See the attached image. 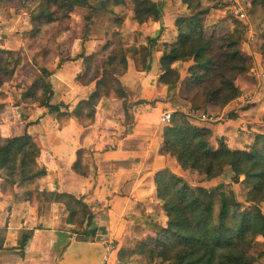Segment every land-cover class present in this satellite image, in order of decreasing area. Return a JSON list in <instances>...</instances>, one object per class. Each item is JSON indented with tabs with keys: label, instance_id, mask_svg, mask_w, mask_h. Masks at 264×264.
<instances>
[{
	"label": "trees",
	"instance_id": "obj_1",
	"mask_svg": "<svg viewBox=\"0 0 264 264\" xmlns=\"http://www.w3.org/2000/svg\"><path fill=\"white\" fill-rule=\"evenodd\" d=\"M174 1L181 3L191 13L176 19V39L163 44L158 82L167 88L166 101L173 107H182L191 102L196 111L202 110L201 105L225 108L241 95L235 84L236 77L248 72L250 68L239 50L241 38L233 32L219 38L206 35L204 16L208 9H199V0ZM261 2L257 0L255 4L260 5ZM42 4L44 8L32 12L30 17L31 25L36 29L68 18L75 9H87L90 12L85 18L88 24L91 15L107 13L111 7L119 6L129 7L135 23L140 26L149 22L157 23L160 19V4L154 0H42ZM156 42V39H148L147 45L139 50L142 70L145 72L150 69L147 61L151 58ZM110 46V43L103 46L101 55H108L102 57L100 70L96 69L91 76L87 77V74L91 71L94 55L81 56L84 74L79 75L76 81L81 85L94 83L95 90L71 114L61 113V109H66L63 104L51 103L54 95L48 81L51 73L45 68L22 94L21 102L37 104L46 108L49 114L72 117L80 124L86 122L84 127L91 125L104 90L113 92L122 100L128 99L119 80L128 69L126 51L115 46L107 53ZM3 53L0 50V54ZM187 62L193 64L187 70L190 77L186 82L184 97L177 93L180 74L174 64ZM9 67V63L0 57V89L14 76V67ZM191 91L201 93V105L194 96L192 99L187 97ZM3 97L0 93V98ZM236 118L235 114H231L228 119ZM211 139L210 130L195 127L186 115L173 112L170 125L163 130L160 154L174 158L183 171L196 173L207 181L218 179L228 168L234 180L243 177L248 184V203H264V133L256 135L252 146L242 150H231L223 139L217 140L214 145ZM39 157L40 148L28 134L0 139V173L4 188H26L20 197L21 201L33 203L34 200H45L62 204L68 212L67 224L70 226L90 224L92 218L82 200L68 194L39 191L37 181L47 174L37 164ZM82 158L83 151H78L72 170L86 177L88 167L83 164ZM154 183L156 197L162 202L166 226L131 253L119 251L120 262L126 253L128 256L146 257L150 261L168 258L171 264H255L264 259V217L259 212L255 216L241 215L237 216V223L230 224L231 209L238 206L234 198L222 190V186L211 189L191 188L183 178L168 170L157 173ZM255 217L258 219L257 226L251 225ZM251 233L262 240H254L249 244L248 255L243 249V243ZM95 235L96 230L89 236L83 233L80 241L86 242ZM30 237V232L25 233L20 246H25Z\"/></svg>",
	"mask_w": 264,
	"mask_h": 264
},
{
	"label": "crops",
	"instance_id": "obj_2",
	"mask_svg": "<svg viewBox=\"0 0 264 264\" xmlns=\"http://www.w3.org/2000/svg\"><path fill=\"white\" fill-rule=\"evenodd\" d=\"M169 6L171 9V4ZM165 11H160L157 23L140 26L134 22L145 38L161 37L157 45L169 44L177 37L174 20L166 18ZM4 29L0 31L2 50L11 46L10 40L4 37L8 34L7 27L5 32ZM161 56L162 50L154 47L148 60L150 69L146 72L128 62L126 73L119 78L128 99L122 100L113 92L104 90L94 121L86 127L72 117L49 114L46 108L37 104H23L21 97L30 79L19 73L23 67L14 72L13 81L2 86L0 139L28 134L40 148L37 164L47 172L37 181L39 191L68 194L82 200L92 220L88 225L73 227L67 224L68 212L62 204L44 200L38 207L21 201L23 188H4L0 173V264H101L105 255L104 244L108 242L115 248L108 264H114L119 251H132L129 246L131 242L139 241L138 236L143 240L136 246L164 228L166 218L162 202L156 197L154 178L164 170L183 179L189 173L183 171L174 158L160 154L164 130L160 116L166 110L181 112L193 126L210 130L212 144L223 139L231 150H240L233 146L238 143L236 134L247 131L244 119L247 112L237 111L240 116L229 120L224 115L231 104L225 108L210 106L208 108L216 113V118L214 122H207L200 119L202 115L209 116L206 109L196 111L191 102L173 107L166 101L167 88L158 82ZM192 64H174V68L179 69L180 82L185 86L184 81L189 77L187 69ZM180 65L184 69H180ZM45 69L51 73L50 84L54 93L51 103L66 107L61 113L71 114L95 90L94 83H76V78L84 73L83 60L79 56L63 63L60 70ZM58 86L64 88V97L58 96ZM177 93L186 97L180 83ZM243 100L239 97L232 102L235 104L233 108ZM78 151L85 154L82 161L88 167L86 177L72 170ZM217 181L219 178L211 180V184ZM156 209L165 218L163 226L149 220L152 218L150 213ZM93 230H96L94 238L80 241L81 234L89 236ZM27 232L31 237L21 247L20 242Z\"/></svg>",
	"mask_w": 264,
	"mask_h": 264
},
{
	"label": "rangeland",
	"instance_id": "obj_3",
	"mask_svg": "<svg viewBox=\"0 0 264 264\" xmlns=\"http://www.w3.org/2000/svg\"><path fill=\"white\" fill-rule=\"evenodd\" d=\"M256 1L199 0V9H208L207 15L204 16L206 35H214L216 38L232 32L238 35L241 38L240 53L250 65L248 72L236 77L235 81L241 92L240 97H243L244 100L235 108H233L235 102H231L230 108L224 115L225 118H229L231 114L239 117L237 111L247 112L244 118L247 131H239L236 134L238 143L233 146L240 148V150L252 146L254 137L264 133V0H261L260 5L255 4ZM158 3L162 8L165 5L164 9L166 11L160 9L165 11V17H170L171 21L174 20V23L178 17L187 16L191 13L185 6L174 0H159ZM169 4H171V9ZM43 8L42 0H0V31L5 27L3 31L5 32L7 27L8 34L4 37L10 40L9 44L11 45L9 49L3 50L4 53L0 54V57L9 63V68L14 67L15 71L23 67L19 73L30 78L28 87L40 77V71L43 68H57V70H60L63 63L77 56L90 57L94 55L91 60V71L87 74V77L91 76L96 69L99 68L100 70L102 57L108 55H101V50L103 46L109 43L111 46L107 53L113 50L115 46H119L125 49L127 62L133 64L138 70L142 69L139 50L146 46L148 39L151 38H145L139 28L134 25V14L129 7H111L107 13L101 15L100 12L95 13L91 15L89 24L85 21V18L89 16L90 12L87 9H75L68 18L60 19L36 29L31 25V13ZM168 10L172 12L169 13ZM239 14H243L244 18L241 19ZM160 39L161 37H158L156 40L159 41ZM155 48L161 51L163 45L156 44ZM15 61L17 65H15ZM180 69H184V66L180 65ZM187 79L184 82H187ZM11 81H13V78ZM48 81L50 83V79ZM76 83L79 84L77 81ZM179 83L181 84V91L185 93V83ZM58 90V96L64 97V88L58 86ZM193 96L196 102H199H197L198 104L202 103L201 93L195 94L194 91H191L187 94L188 98L192 99ZM252 105H254L255 111H253ZM239 106L241 107L238 108ZM201 107L202 110L206 109L205 113L211 118H216V113L209 110L208 107L210 106L201 105ZM80 125L85 126L87 123L83 122ZM213 144L216 145V143ZM184 181L191 188L206 187L211 189L222 186V190L229 197L234 198L238 206L236 209H231L230 224L237 223V216L241 215L255 216L259 212L264 217V203H248L246 201V193L249 190L248 184L243 177L237 181L234 180V176L228 168L219 177L217 183L211 184V181H207L198 174L191 172L186 173ZM8 190L10 189L8 188ZM23 190L25 192L26 188ZM33 203L38 207L42 204V202H36L35 200ZM150 214L152 218L150 217L149 220L152 219L159 226L165 225V218L162 216L161 211L156 209ZM146 222H148L147 219ZM251 225H258L256 217L251 221ZM138 237L139 241L135 244L130 241V250H135L136 244L143 240L142 236ZM254 240H262V238L253 233L249 234L243 243L245 252L248 253L249 244ZM127 252L131 253V251ZM128 255L127 253L124 254V260L120 262L117 259L114 264H171L168 258H158L150 261L146 257ZM255 264H264V259L255 262Z\"/></svg>",
	"mask_w": 264,
	"mask_h": 264
},
{
	"label": "built area",
	"instance_id": "obj_4",
	"mask_svg": "<svg viewBox=\"0 0 264 264\" xmlns=\"http://www.w3.org/2000/svg\"><path fill=\"white\" fill-rule=\"evenodd\" d=\"M240 18L243 19L244 15L243 14H239ZM172 116H173V111L170 110H166L164 112H162L161 116H160V124H162L164 127L165 126H169L172 120ZM200 119L202 121H207V122H214V118H211V116H206V115H202L200 117ZM104 249H105V255L104 258L102 260L101 264H108L109 263V257L111 256V254L114 253L115 248L113 243L108 242L104 244Z\"/></svg>",
	"mask_w": 264,
	"mask_h": 264
}]
</instances>
